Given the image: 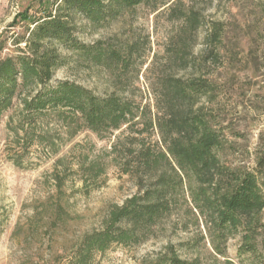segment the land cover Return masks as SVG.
Listing matches in <instances>:
<instances>
[{
  "label": "trees",
  "instance_id": "trees-1",
  "mask_svg": "<svg viewBox=\"0 0 264 264\" xmlns=\"http://www.w3.org/2000/svg\"><path fill=\"white\" fill-rule=\"evenodd\" d=\"M40 1L31 18L23 13L30 26L27 34L15 38L14 52L4 57L0 43V117L16 99L20 101L22 115L10 127L27 151L50 141L44 130L53 122L72 135L84 128L106 135L126 126L129 133L118 136V167L133 176L139 188L123 204L110 208L101 228L81 237L69 264H92L96 252L103 253L113 244H143L160 236L164 223L173 218L184 231L194 227L196 235L189 242L166 245L154 264H198L202 242L225 256L228 242L237 235L239 254L264 264V184L257 172L221 159L226 138L209 106L216 99V81L204 70L209 60H216L217 52L209 49L211 58L200 62L201 56L191 49L193 36L204 25L202 13L183 0ZM139 6L151 12L164 7L168 19L182 23L167 56L169 70H175L166 68L157 75L153 105L116 92L97 94L75 81L51 84L56 70L69 63L63 49L124 82L140 55L139 45L82 42L75 35L76 18L103 27ZM206 39L208 45L220 39L215 24ZM112 150L117 153V146ZM22 157L12 159L22 165ZM61 163L58 159L57 165ZM80 168L93 181L105 172L97 160ZM56 180L57 202L49 217L58 222L67 212L61 202L63 177Z\"/></svg>",
  "mask_w": 264,
  "mask_h": 264
},
{
  "label": "rangeland",
  "instance_id": "rangeland-1",
  "mask_svg": "<svg viewBox=\"0 0 264 264\" xmlns=\"http://www.w3.org/2000/svg\"><path fill=\"white\" fill-rule=\"evenodd\" d=\"M183 1L202 13L204 25L191 43L193 53L201 56L198 61L211 58L207 57L209 49L217 52L216 60H209L204 70L216 81V99L209 106L226 138L221 159L227 165L257 172L264 184V0ZM40 2L0 0L4 57L14 52L15 38L28 33L30 21L23 13L27 11L31 18ZM163 9L151 12L139 6L103 27H94L78 16L75 35L80 41L135 42L140 55L129 77L118 83L111 72L88 66L63 49L69 63L56 70L51 84L75 81L97 94L116 92L142 105H153L152 86L161 70H169L168 52L175 47L182 27L181 21L168 19ZM213 24L220 30V39L208 45L206 34ZM21 115L22 105L16 99L0 117V264H69L81 237L101 228L113 205L123 204L139 192L135 178L118 167V136L129 132L126 126L106 135L84 128L72 135L53 122L44 130L51 135L50 141L27 151L11 129ZM157 137L153 135V139ZM114 145L117 153L112 150ZM12 156H23L22 165ZM58 159H62L59 165ZM92 160L105 168L96 181L80 168ZM58 175L63 177L61 202L67 213L55 222L49 215L57 202ZM176 222L167 220L160 236L143 244H113L103 253L96 252L92 264H154L166 245L186 243L196 235L194 227L184 231ZM239 245L237 235L221 256L202 242L198 264H260L249 255H240Z\"/></svg>",
  "mask_w": 264,
  "mask_h": 264
}]
</instances>
